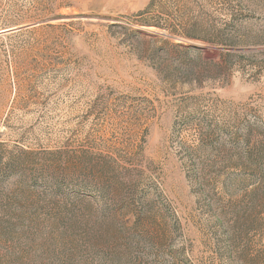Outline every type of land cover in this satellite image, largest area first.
<instances>
[{
	"label": "rangeland",
	"instance_id": "1",
	"mask_svg": "<svg viewBox=\"0 0 264 264\" xmlns=\"http://www.w3.org/2000/svg\"><path fill=\"white\" fill-rule=\"evenodd\" d=\"M52 164L30 264H264V0H0V192Z\"/></svg>",
	"mask_w": 264,
	"mask_h": 264
},
{
	"label": "trees",
	"instance_id": "2",
	"mask_svg": "<svg viewBox=\"0 0 264 264\" xmlns=\"http://www.w3.org/2000/svg\"><path fill=\"white\" fill-rule=\"evenodd\" d=\"M45 167V165L34 167L31 170L33 179L28 183L21 181L17 190L0 192V245L4 242L9 246V248L0 246V250L4 252V259L1 261L6 260L0 261V264H30L33 250L39 249L46 242L40 238L44 231L42 228L44 220L45 217H51L52 213H57L55 210L57 208L49 207L52 203L46 201L42 195H50L54 201L62 199L60 196L64 194V184H55L51 189L46 181L43 183L35 181L36 173L42 175L46 172L62 171V166L57 164L48 166V169ZM87 175H92V172L88 171ZM8 213H11V221L15 219L14 223L2 220V217ZM17 250H20L22 255L14 257Z\"/></svg>",
	"mask_w": 264,
	"mask_h": 264
}]
</instances>
